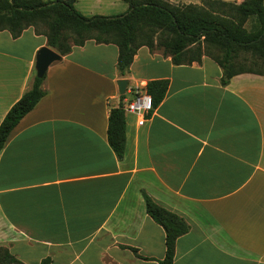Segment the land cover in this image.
<instances>
[{
  "label": "crops",
  "instance_id": "0c3cea01",
  "mask_svg": "<svg viewBox=\"0 0 264 264\" xmlns=\"http://www.w3.org/2000/svg\"><path fill=\"white\" fill-rule=\"evenodd\" d=\"M73 6L84 16L127 8ZM43 46L31 26L14 38L0 30V120L30 88ZM116 56L115 44L86 39L46 68L44 95L0 149V247L22 264H158L164 234L143 191L188 226L172 264H264V75L236 73L222 85L207 55L173 64L145 45L120 73ZM117 79L126 80L121 94ZM155 79L166 89L145 121L123 112L118 158L108 111Z\"/></svg>",
  "mask_w": 264,
  "mask_h": 264
},
{
  "label": "trees",
  "instance_id": "16d2710c",
  "mask_svg": "<svg viewBox=\"0 0 264 264\" xmlns=\"http://www.w3.org/2000/svg\"><path fill=\"white\" fill-rule=\"evenodd\" d=\"M126 10L115 15L80 14L74 0H0V30L16 37L31 26L45 36L46 46L65 55L72 46L86 39L96 43H113L117 47L116 68L122 73L140 45L157 48L173 64L198 61L202 54L221 69L220 84L236 73L264 75V0H199V3H171L168 0H122ZM254 17L257 27L247 31L243 23ZM248 53L243 62L239 54ZM41 77L34 75L30 88L7 109L0 120V149L10 130L44 95ZM166 89L163 79L149 80L144 90L154 108ZM121 96V95H120ZM106 140L119 158L124 146V118L119 103L109 109ZM145 213L164 234L163 257L158 264H172L174 241L188 229L175 213L157 205L141 192ZM43 258L39 264H48ZM0 264H22L0 247Z\"/></svg>",
  "mask_w": 264,
  "mask_h": 264
},
{
  "label": "built area",
  "instance_id": "2783aa9c",
  "mask_svg": "<svg viewBox=\"0 0 264 264\" xmlns=\"http://www.w3.org/2000/svg\"><path fill=\"white\" fill-rule=\"evenodd\" d=\"M119 105L123 112H129L136 116L137 125H141L153 109L151 97L144 89L136 90L128 99L122 98Z\"/></svg>",
  "mask_w": 264,
  "mask_h": 264
},
{
  "label": "water",
  "instance_id": "95a60500",
  "mask_svg": "<svg viewBox=\"0 0 264 264\" xmlns=\"http://www.w3.org/2000/svg\"><path fill=\"white\" fill-rule=\"evenodd\" d=\"M59 57L60 55L58 53H56L47 46H43L39 48L36 52L35 61H34L35 76L41 77L46 71L48 65L53 61L58 60ZM125 84H126L125 79L116 80V87L119 94H121L124 91Z\"/></svg>",
  "mask_w": 264,
  "mask_h": 264
},
{
  "label": "rangeland",
  "instance_id": "374dc122",
  "mask_svg": "<svg viewBox=\"0 0 264 264\" xmlns=\"http://www.w3.org/2000/svg\"><path fill=\"white\" fill-rule=\"evenodd\" d=\"M171 3H180V0H168ZM186 2H194L193 0H184ZM232 2V1H230ZM243 27L247 30V31H251L254 30L257 27V23L255 21L254 17H248L245 22L243 23ZM248 57V53H243L241 52L237 58V60L239 62H243L244 58Z\"/></svg>",
  "mask_w": 264,
  "mask_h": 264
}]
</instances>
